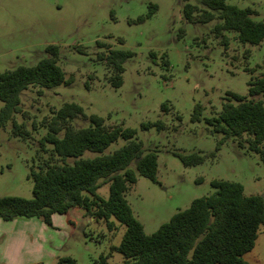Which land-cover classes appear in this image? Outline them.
Listing matches in <instances>:
<instances>
[{"label": "rangeland", "instance_id": "1", "mask_svg": "<svg viewBox=\"0 0 264 264\" xmlns=\"http://www.w3.org/2000/svg\"><path fill=\"white\" fill-rule=\"evenodd\" d=\"M225 2L253 9L252 20L264 22V0ZM189 3L204 9L199 0ZM183 5V0H0V73L32 67L47 56L46 46L56 45V64L65 79L72 77L70 84L30 86L20 92L17 111L0 128V197L31 199L29 171L48 132L43 120L51 116V110L75 103L85 116L70 122L75 129L89 127L88 117L94 114L104 119L106 127L134 129V139L144 151L155 152L156 181L137 175L125 193L145 234L156 231L193 199L210 195L213 179L237 182L244 195L260 196L264 204V160L260 154L249 151L246 144L240 146L235 138L226 139L216 150L222 135L205 123L220 111L227 92L246 95L248 82L264 76V45L242 44L235 32L217 35L216 19L188 23L182 16ZM98 42L133 53L123 63L118 87L108 81L113 74L97 61V55L105 51ZM196 105L201 106L200 120L192 122ZM157 121L162 122V129L140 127ZM13 123L22 127L15 130ZM125 144L118 138L102 155ZM45 148L52 146L45 143ZM174 153H197L205 159L184 166ZM98 155L86 151L81 158ZM65 163L70 165L73 159L67 158ZM133 167L134 162L129 168ZM96 193L106 200L108 184H102ZM52 215L50 224L36 217L26 223L15 220L27 219H0V248L7 256L16 253L18 258L25 251L28 260L26 246L15 239L18 232L25 231L41 250L51 247L59 257H71L77 264H97L101 256L106 257V264L123 261L112 247L119 245L125 228L113 218L110 230L102 219L73 216L72 223L67 215ZM45 232L48 234L43 235ZM51 232L55 239L49 246ZM242 258L248 264H264L263 225L253 248Z\"/></svg>", "mask_w": 264, "mask_h": 264}, {"label": "trees", "instance_id": "2", "mask_svg": "<svg viewBox=\"0 0 264 264\" xmlns=\"http://www.w3.org/2000/svg\"><path fill=\"white\" fill-rule=\"evenodd\" d=\"M183 1L182 16L188 23L216 19L219 21L214 26L217 35L224 31L235 32L242 44L264 45V22L252 20L253 9L238 8L225 0H199L204 7L201 9L189 3L190 0ZM97 46L105 47V51L97 55V61L104 63L113 74L108 81L114 87L120 86L123 63L133 53L110 49L101 42ZM45 53L47 56L32 67L19 66L0 73V101L3 103L0 128L17 111L23 90L30 86L52 88L72 82V77L65 79L56 64L58 46H46ZM262 98L264 76L248 82L246 95L226 93L220 111L205 119L212 132L222 135L216 150L226 139L235 138L240 146L246 144L249 151L260 154L264 160ZM200 113L201 106L196 105L191 121H199ZM77 117H85L82 108L75 103H65L58 110H51V116L43 120L48 132L41 140L36 163L29 171L32 197H0V219L36 217L50 224L52 214L68 215L71 209L78 208L85 216L104 220L110 230L114 224L111 218L124 226L119 245L112 247L123 256L119 264H248L242 256L253 248L258 228L264 226V204L260 196L244 195L243 187L237 182L213 179L210 186L214 191L210 195L193 199L186 209L177 211L147 235L134 217L125 193L135 183L137 175L156 181L155 152L144 151L142 144L134 139V129L106 127L104 119L94 114L88 117L89 127L75 129L70 122ZM21 127L13 123L15 130ZM140 127L162 129L163 124L146 122ZM61 132L63 135L58 138ZM118 138L124 139L126 144L102 155ZM45 143L52 148L47 150ZM86 151L100 155L82 159ZM174 155L184 166H195L205 159L197 153ZM67 158L73 159V163L66 164ZM132 162L134 167L129 168ZM102 184H108L106 200L96 193ZM105 260L106 257L101 256L97 264H106ZM55 264L77 263L65 256L58 258Z\"/></svg>", "mask_w": 264, "mask_h": 264}, {"label": "crops", "instance_id": "3", "mask_svg": "<svg viewBox=\"0 0 264 264\" xmlns=\"http://www.w3.org/2000/svg\"><path fill=\"white\" fill-rule=\"evenodd\" d=\"M71 215V216H69ZM70 219V221L72 223H75L74 219H72L73 216H84V213L79 212L78 208H73L68 212L67 215ZM54 216L52 215V219ZM16 219H27V220H15V221H23L21 223H26V221H28L30 218H16ZM39 223V227L40 229L43 227L42 224L40 222ZM1 224V222H0ZM49 232V230H48ZM48 233H43V235H47ZM52 236H47L49 238V246L52 244V242H54L55 236L52 234V232L50 233ZM17 240V242L22 243L26 246V248H24L25 250H27V254L29 255V259H26V252L23 251L20 255V257L18 258L16 253H13L11 256H7V254L4 252V249L0 248V264H55V262L57 261L59 257V253L54 252L53 248L51 249V247L46 248L45 250H41L40 247H37L39 244H37V246L35 245V240H33V238L31 237L29 232H18L17 233V237L15 238ZM58 251V249H55ZM37 253L40 254H45V257H38Z\"/></svg>", "mask_w": 264, "mask_h": 264}]
</instances>
